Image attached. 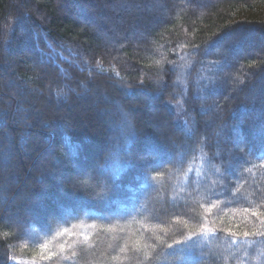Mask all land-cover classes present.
<instances>
[{"label":"trees","instance_id":"trees-1","mask_svg":"<svg viewBox=\"0 0 264 264\" xmlns=\"http://www.w3.org/2000/svg\"><path fill=\"white\" fill-rule=\"evenodd\" d=\"M102 3L109 17L110 0H93L91 11ZM170 7L150 25L121 16L120 29H146L142 38L116 36L103 49L104 22L85 25L53 0H0V134L16 153L30 147L28 157L45 134L57 163L31 175L16 157L22 180L0 189V264H264V0ZM253 32L259 41L231 57ZM92 85L118 123L82 131L84 98L73 92ZM138 91L151 93L164 131L146 125L145 106H130ZM79 131L96 146L78 149ZM59 171L76 179L60 183Z\"/></svg>","mask_w":264,"mask_h":264},{"label":"rangeland","instance_id":"rangeland-1","mask_svg":"<svg viewBox=\"0 0 264 264\" xmlns=\"http://www.w3.org/2000/svg\"><path fill=\"white\" fill-rule=\"evenodd\" d=\"M53 1L56 2V8L59 11L64 10L63 12L66 14L67 9L69 8L72 10L71 11L72 16H74L76 18H77L76 15L79 14V12H80V9L78 6H83V8L86 11H89V15L86 16L83 14V17H82L79 14L78 16H80V22L84 23L85 25L86 24L91 25L92 27H95V29H98V26H100V24L102 22H104L105 25H104L103 29L99 30L97 32L102 37L100 44H98V45L100 48H103V49L105 47H115L116 45L114 43L116 42V39H117V38H115L116 36H118L119 40H123L125 42H130V41L133 42L134 40L137 41L138 39L142 38L141 34H143L144 30H146V29H144L143 32L138 31L137 33H132V34L131 33H124V31H123L124 29H122V30L120 29L121 28L120 25L122 24V22H121L122 17L128 21L129 16L133 15L136 19L140 18L146 24L150 25L154 21H157L161 18L162 19L167 18L168 17V10L170 11V8H171L170 6H173L176 1L180 2V0H168L167 2L165 0H140V3L135 4V3H132L133 2L132 0L131 1H129V0H110V4L107 5V8H108V11L111 12V14L109 13L108 14L109 17H108L107 14L105 15L102 13L103 12L102 9H104L103 3L101 5L94 6L93 11H91V4L93 5V0H83V2L80 0V1H78V3H73L72 0H53ZM181 3H183V2H181ZM197 5H199V1H198ZM23 8L26 9V7H23ZM84 13H85V11H84ZM126 15H127V17L125 18ZM248 15L250 16V12H248L246 14V16H248ZM78 20H79V18H78ZM27 23H28V27L25 28L26 32H28L30 35H34V32H35L37 27L33 26L30 20L27 21ZM133 25L137 26L139 24L136 23ZM124 27H126V26L122 25V28H124ZM109 31H111V34H108ZM227 37L229 39L231 37V35H228ZM259 37H260V35L257 32L246 34L244 37V40H243L245 45L242 48L240 47L241 49H239V48L234 49V54L232 53L231 57H234L235 54L238 55V54L244 53V49H246L245 46L251 47L252 45H254L255 43H257L259 41L257 39ZM119 40H117V42ZM242 50H243V52H241ZM24 53H26V52H24ZM28 54L31 57L30 52H28ZM42 61L43 60L40 58L32 59V62H33L32 64L35 66L36 70H38V69L41 70V68H43V62ZM259 83L264 85V76L262 77V79L260 80ZM60 86H61V84H60ZM96 89H97V91L99 90L98 94H97ZM100 89L101 88L99 85H92L91 91L89 88L88 92H87V89L84 87V88H81L80 91L77 90V91L73 92V95L75 97H76V95L81 94L80 97L84 98L81 101H79V102H81L80 104L82 105V107L79 110L81 111V114L83 113L82 115H84V116H82V117L84 119H86V122H87L86 125L82 124L81 122H80V125H78V128H80V129L82 128V131L83 130L85 131V129H87L89 131H96L97 129L100 128L99 126H101L102 123H107V124H109V126H111L112 122L118 123L115 120V118L112 117L114 114V111H112L111 109L107 108L106 106H104L103 104L100 103L101 99L107 100L106 96L103 95V93H102L103 90H100ZM105 93L108 96L107 90H105ZM136 93H137L136 95L132 96V98H134V99L132 101L133 103H131L132 105H130V106L133 107L135 104H137V106H140V107L142 106V108L145 106V112L148 115V117L151 118V120L148 119V122L146 125L148 127H151V129L154 132L158 133L161 130L164 131L167 127L166 119H164L160 123L155 122L157 124H155L152 121L153 114H155L154 118L157 119L158 117H160V115H158V117H156L157 114H159V112H160L162 115L163 112L161 111V109L159 108V106L157 105L155 100L153 99L151 93H149V96H148V94H146L143 91H138ZM153 94L156 95L155 92H153ZM109 95H112V94H109ZM263 95L264 94L259 93L258 97H261V99H262ZM58 101H60V102L64 101V104L67 103V101L63 100L62 97H59ZM134 102H136V103H134ZM56 105L57 104H55V106ZM58 106L59 107H56L57 110H58V108H60V103H58ZM73 106H75V105H73ZM89 108H92V110L90 111V113H87ZM70 109L75 110V107L70 108ZM173 111L177 114L179 113V110L177 111L176 109H173ZM161 117H164V115H162ZM91 121H92V123H94V128L87 127V125L90 126ZM19 122H20V119H19ZM208 122L212 123L211 121H208ZM1 132H2V134H0V163H1V165H0V172H1L0 173V187H3V188H0V189L4 190L5 186H7L9 183L15 184V183H18V181L22 180L16 174V172H17V168H16L17 166L16 165H17V161H18V160H16V157H18V159L20 160L21 164L19 163V165L25 166L27 171H29V174H31V175H37V174L44 175L48 171H51L53 166H57V163L53 161V158H54V156H53L54 149L53 148L54 147H53V145L49 144V139L47 137H45V134L43 135V138H42L43 144L40 145V147L37 149L38 156L37 157H35V156L28 157L27 154H30V147L27 148V147L23 146L21 148L20 154L16 153L15 150H11V148H10L12 146V143H11L12 138L10 136H8L4 132V130H2ZM59 132H60V130H59ZM84 135H85V132L79 131V137L80 138L78 140L79 143H77L78 149L86 151V150H88L87 148L91 149V147L93 148L94 146H96L95 145L96 143L93 140H92L90 146H89V143L83 144ZM90 141H91V139H90ZM65 143H66V140H62V141H60L59 145H61V147H65V145H66ZM32 149L34 152H36V149H34V148H32ZM6 156L8 157L7 161L4 160V157H6ZM167 158L168 157L166 155L164 157V159H167ZM83 161L84 160H82L80 158V160H78V165H76V163H73V166H74L73 170H76L74 172L82 173L79 176L88 174V169L82 166V164L84 163ZM58 174H60V176H61L60 183H64V182L69 183V182H71V179L72 180L76 179V175L74 176V175H72V173H71V175H68V176H70L71 179H66L65 175L61 174L60 171L58 172ZM26 180H28V178ZM20 196L22 197L23 194H20ZM38 198L40 199V196H37L36 199H38ZM40 209L46 210V206H44V208L40 207ZM5 211L15 219L16 218L18 219V213L22 214L21 210L18 211L14 206L8 207ZM7 264H36V263H33L32 261L25 260V259L15 258V259L10 260Z\"/></svg>","mask_w":264,"mask_h":264}]
</instances>
